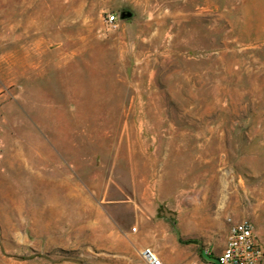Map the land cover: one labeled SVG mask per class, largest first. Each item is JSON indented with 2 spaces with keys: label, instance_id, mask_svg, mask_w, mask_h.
Here are the masks:
<instances>
[{
  "label": "rangeland",
  "instance_id": "374dc122",
  "mask_svg": "<svg viewBox=\"0 0 264 264\" xmlns=\"http://www.w3.org/2000/svg\"><path fill=\"white\" fill-rule=\"evenodd\" d=\"M101 208L264 246V0H0V264L107 257Z\"/></svg>",
  "mask_w": 264,
  "mask_h": 264
},
{
  "label": "crops",
  "instance_id": "0c3cea01",
  "mask_svg": "<svg viewBox=\"0 0 264 264\" xmlns=\"http://www.w3.org/2000/svg\"><path fill=\"white\" fill-rule=\"evenodd\" d=\"M130 201H107L106 205L112 208L130 207ZM89 227L96 234V241L90 242V249L95 248L102 254L106 252L107 257H95L87 253L84 259L68 261V264H146L142 258V251L149 246L161 256L165 264H190L194 261L203 264L199 257L203 249L196 251L181 246L170 232L167 214L160 210H133L129 215L117 216L101 208L97 211L96 220L87 226ZM83 228L85 226H82ZM225 244L226 242L224 247ZM185 252L190 256L184 257ZM221 252L216 256H211L207 252L214 258V263L206 264H215L217 255Z\"/></svg>",
  "mask_w": 264,
  "mask_h": 264
},
{
  "label": "built area",
  "instance_id": "2783aa9c",
  "mask_svg": "<svg viewBox=\"0 0 264 264\" xmlns=\"http://www.w3.org/2000/svg\"><path fill=\"white\" fill-rule=\"evenodd\" d=\"M118 16L110 13L106 22L115 27ZM230 222L226 244L223 251L217 255L215 264H264V246L257 239L252 223L247 220ZM142 258L146 264H165L163 259L150 247L142 251ZM190 264H198L192 262Z\"/></svg>",
  "mask_w": 264,
  "mask_h": 264
},
{
  "label": "water",
  "instance_id": "95a60500",
  "mask_svg": "<svg viewBox=\"0 0 264 264\" xmlns=\"http://www.w3.org/2000/svg\"><path fill=\"white\" fill-rule=\"evenodd\" d=\"M132 14L130 12H127V13H123L121 16L122 18L124 17H130Z\"/></svg>",
  "mask_w": 264,
  "mask_h": 264
},
{
  "label": "bare ground",
  "instance_id": "6f19581e",
  "mask_svg": "<svg viewBox=\"0 0 264 264\" xmlns=\"http://www.w3.org/2000/svg\"><path fill=\"white\" fill-rule=\"evenodd\" d=\"M223 207H224V200L221 203V208H223Z\"/></svg>",
  "mask_w": 264,
  "mask_h": 264
}]
</instances>
